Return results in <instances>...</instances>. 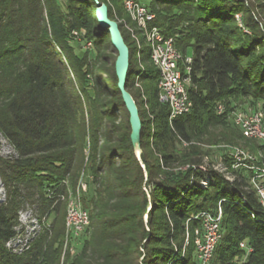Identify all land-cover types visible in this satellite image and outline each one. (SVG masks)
<instances>
[{"label":"trees","instance_id":"16d2710c","mask_svg":"<svg viewBox=\"0 0 264 264\" xmlns=\"http://www.w3.org/2000/svg\"><path fill=\"white\" fill-rule=\"evenodd\" d=\"M123 1L66 0L62 5L57 0H0V134L15 152L0 159L7 189V200L0 203V264H59L66 234L65 180L81 170L87 144L89 178L80 202L90 225L70 264H196L194 232L203 223L199 215L214 214L219 204L221 238L210 264H264V210L248 175L239 172L229 182L212 170L209 160L210 147L220 144L250 153L262 148L243 137L229 114L243 99L261 104L264 111V1L141 0L154 15L151 27L173 38L182 55L192 47V108L171 123L168 106L158 101V73L148 48L138 58L135 42L118 24L130 55L126 90L142 126L140 160L131 143L115 63L106 60L110 67L99 72L113 84L105 91L128 114L127 142L101 135L103 121L93 108L85 123L84 102L78 98L86 97L84 82L94 67L70 44L75 32L96 49L112 47L117 54L111 34L100 27L97 5L107 6L110 20L115 21L116 10L131 23ZM136 79L139 87L133 93ZM98 83L104 86L100 78ZM218 105L224 114H217ZM25 203L46 210L53 206L56 217L18 256L6 245L16 235Z\"/></svg>","mask_w":264,"mask_h":264},{"label":"built area","instance_id":"2783aa9c","mask_svg":"<svg viewBox=\"0 0 264 264\" xmlns=\"http://www.w3.org/2000/svg\"><path fill=\"white\" fill-rule=\"evenodd\" d=\"M123 9L135 28L142 33L149 50V60L158 73V101L168 106L169 122L190 112L192 103L188 97L191 86L190 72L192 58L182 55L174 44V39L164 37L161 32L151 27L154 15L143 5L141 0H124ZM137 46V57L142 51V44L135 29L131 31ZM90 46V43H88ZM141 66V63L139 62ZM218 115L224 114V107H216ZM231 119L236 128L244 137L257 141L264 150V114L260 111L231 113ZM228 148V147H226ZM208 160L207 158L205 159ZM210 160V159H209ZM211 161L213 171L221 174L227 181L232 182L239 172L248 175L250 189L254 191L257 200L264 210V166L261 161L239 149H229L224 152L218 161ZM207 186L206 182L202 183ZM87 192V184L79 186L78 196L69 199L66 209V235L80 237L90 225L89 214L82 209L80 198ZM202 230H195L196 264H209L214 250L220 241V223L222 209L218 205L214 214L202 212ZM241 249L251 252L245 243L239 244Z\"/></svg>","mask_w":264,"mask_h":264},{"label":"rangeland","instance_id":"374dc122","mask_svg":"<svg viewBox=\"0 0 264 264\" xmlns=\"http://www.w3.org/2000/svg\"><path fill=\"white\" fill-rule=\"evenodd\" d=\"M59 4H64L66 0H57ZM252 3H261L264 0H250ZM105 5V4H103ZM110 6L112 4H109ZM106 6V5H105ZM107 7V6H106ZM114 18L117 24L123 25L124 31L130 35V40L134 41L131 31L134 28L136 31L137 36L139 37L142 49L147 48L145 43L144 37L142 33H140L132 23L127 22L126 16L123 14L119 16L118 11L114 10ZM240 16L238 15L236 19H239ZM264 21V20H262ZM83 36L79 33L72 32L71 33V41L70 44L74 47L75 51L79 54H86L88 62L94 70L92 74L85 79L84 88L86 89V97L80 96L78 99L84 102V121L86 124H89L93 114H90V108L94 109V113L96 116H100L102 119V131L101 135L106 133L107 135L113 136V138L121 137L124 141L127 142L129 140L130 135V128L128 124V114L117 99H111L109 94L105 91V87H112L113 84L106 80L105 75L100 74L99 69L102 67H110L109 64H104L107 60V63H115L117 54L112 50L110 47L106 50L103 47L97 48L92 45L91 42H85L82 38ZM135 42V41H134ZM90 43V46H88ZM136 44V43H135ZM187 57L192 58V47H188L187 49ZM137 70V67L135 68ZM73 83L77 88L79 87L78 80L75 77H71ZM98 78L104 82V86L98 83ZM137 79L135 80L134 88L131 89L133 93H135L139 87L137 84ZM78 97L77 95H75ZM120 105V106H119ZM234 105V103L232 104ZM235 109L231 111L237 112H254L260 111L264 114L263 109L261 108V104H257V109H254L255 104H252L250 99H243L238 100L234 105ZM254 106V107H253ZM141 109H147L146 106H142ZM231 113L229 114V119H231ZM103 114H106L105 116ZM242 134V133H241ZM243 135V134H242ZM244 137V136H243ZM246 138V137H245ZM247 139V138H246ZM101 140V139H100ZM99 140V141H100ZM250 140V139H249ZM253 141L257 146H261L260 143L257 141ZM102 142L100 141L99 147H101ZM228 147L231 149H239L246 152L248 155H252L256 157L259 161H261L262 166H264V150L263 147L259 151H255V153H250L247 149H243L240 146H231L228 144H220L213 147H210L211 155L210 160L218 161L220 156L228 151ZM100 152V151H99ZM90 149L89 145H86L85 152H84V162L81 170H79L73 178H66L65 185H66V197L62 198L61 200L65 203V210H64V225H65V218H66V209L69 199L72 197L78 196L79 186L82 183H86L89 178L88 173V166H89V156H90ZM15 156V152L11 145L3 138L0 134V159L8 160L11 157ZM99 156V153H98ZM99 159V157H98ZM7 200V189L5 187L4 181L0 174V203H3ZM45 203V202H44ZM81 203V202H80ZM43 205L37 204H30L25 203L21 207L18 212V219H17V226L15 229L16 235L15 237L6 245V249L11 252L13 255H23L27 251L30 250L31 246L33 245L34 241L39 237V235L47 230L50 229L52 222L54 221L56 215L52 212L53 206H51L48 210L45 208L43 209ZM145 220L147 218L145 217ZM66 233V232H65ZM83 239L80 237H71L65 234V237L62 241V245L59 247L61 250V255L59 259V264H70V261L74 259V257L79 253L81 248ZM246 253L247 250H246ZM197 254V253H196ZM245 257L239 260V263L243 262ZM210 264V263H209Z\"/></svg>","mask_w":264,"mask_h":264},{"label":"water","instance_id":"95a60500","mask_svg":"<svg viewBox=\"0 0 264 264\" xmlns=\"http://www.w3.org/2000/svg\"><path fill=\"white\" fill-rule=\"evenodd\" d=\"M97 18L100 27L111 34V42L117 52V58L115 61V74L118 80L117 87L122 95L123 103L129 114V124L131 127L130 139L134 149V154L136 158L140 160V140L142 126L136 103L130 93L126 90V80L129 70L130 58L129 49L122 38L118 24L115 21L109 19L108 10L105 5H97Z\"/></svg>","mask_w":264,"mask_h":264}]
</instances>
